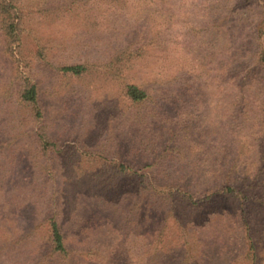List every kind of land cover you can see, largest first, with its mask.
I'll return each instance as SVG.
<instances>
[{
    "label": "rangeland",
    "instance_id": "1",
    "mask_svg": "<svg viewBox=\"0 0 264 264\" xmlns=\"http://www.w3.org/2000/svg\"><path fill=\"white\" fill-rule=\"evenodd\" d=\"M78 1L25 0L21 62L6 53L0 34V264H68L50 255V217L66 237L71 264H155L156 249L164 251L160 264H180L189 240L198 247L194 264H252L238 199L203 198L188 208L179 197L173 206L185 228L177 217L161 222L169 204L159 219L135 220L145 214L136 202L147 185L193 179L199 187L213 182L208 170L264 155L260 118L252 108L245 116L240 103L237 114L230 106L239 90L227 84L222 65L226 31L213 30L222 11L208 0ZM254 19L236 36L240 48L249 47ZM145 45L131 69L129 56ZM75 64L95 67L82 77L60 70ZM121 65L127 71L109 76ZM23 79L39 88L41 122L18 100ZM125 83L142 85L150 98L132 104ZM40 133L57 147L41 150ZM121 164L140 172L122 173ZM251 217L264 264V209ZM159 224L167 228L157 244ZM116 247L128 256L110 260Z\"/></svg>",
    "mask_w": 264,
    "mask_h": 264
},
{
    "label": "trees",
    "instance_id": "2",
    "mask_svg": "<svg viewBox=\"0 0 264 264\" xmlns=\"http://www.w3.org/2000/svg\"><path fill=\"white\" fill-rule=\"evenodd\" d=\"M112 1L118 5H122V1L126 2V0ZM142 1L146 4L152 2V0ZM154 1L162 4L167 0H153V2ZM206 2L211 4L210 9H212L213 6H218L217 8L222 11V18L218 19L219 23L213 25V30L223 29L226 31L225 44H223V46L226 47V59L222 65L225 67V74H227V84L233 83L235 88L239 90V94L231 99L233 103L231 101L230 106L234 107L235 114H237L239 113L238 104L240 103V107L243 105L242 108L243 110L245 109V112H243L245 116L249 114L247 108H252L250 113L252 112L256 115V119L257 117L260 118L259 131L256 135H263L264 137V0H208ZM79 3L82 2L73 0L70 6ZM25 11V0H0V34L6 42V53L15 63L21 62L24 58V38L27 31L25 25ZM251 18H255V24L249 27L252 35L251 38L247 37L250 39L247 45L250 48H246V44L240 48L237 45L236 36L240 34V30L243 31L246 29L244 25L245 21H249ZM218 33L219 32H217L215 36L218 37ZM211 43L212 41H210V44ZM146 45L136 49V51L129 56L128 65L131 66V69L135 67L137 57L139 58L144 55ZM40 52L41 50L39 51V55L43 58L44 56ZM241 53H244L245 56H240ZM93 67H95L94 64H75L63 66L60 70L66 75L82 77L89 73ZM127 69V66L123 68L121 65L115 71L108 74L112 77H120V74L124 73V70L127 71ZM17 71L20 75L19 67H17ZM123 90L124 96L132 104L143 103L150 98L149 91L139 84L125 83ZM17 93L20 103L31 111L35 120L41 122L44 113L39 101L40 92L37 84L31 82L29 79H23ZM254 107L256 108L257 114L253 111L255 110ZM233 117L232 115V118ZM260 146H257V148H260ZM38 147L44 152H49L51 149L56 148L57 144L51 141L46 134L40 133V135L38 134ZM255 148L256 147H253L254 152L252 156L254 155L257 157L259 153L255 152ZM119 171L128 173L132 176L135 174L138 175L140 172V170L133 171L131 168L126 167L125 164L120 165ZM204 173L212 175L211 179L215 184H213V182H204V184L198 187L193 185L194 181H192V179L186 186H173L169 184L167 186L147 185L142 188L138 194L142 198H138L136 206H139V210H142V212L144 211L145 214L141 213V217L135 219L136 222L144 218L146 220H151V217H153V219H159L163 206L166 208L168 204L170 208L165 209L162 221H160L164 223L168 222L169 219L177 217L176 209L173 205H175L176 199H179V197L181 201L185 200L186 205H189L188 208H192L194 205L196 207L198 205L197 201L203 198H205V201H213L217 196H228L232 199H238L239 201L237 202L240 209L241 221L247 231L248 239L250 240V246L246 257L252 264H258V248L252 238V233L254 225L257 227L259 224H255L251 216L254 210L260 208L261 210L264 209V155L260 159L259 157H254L253 159L250 157L248 160H243L242 158L236 159L233 163L226 165V167L223 166L220 170H208ZM192 174L193 173L187 175L192 176ZM217 180L220 182L216 183ZM144 195H147L149 199H145L144 197L145 201H143ZM169 202H171L172 205H170ZM197 210L199 211L201 208L196 209L195 212H197ZM179 220L180 219L177 217L176 222H178L179 228H185L186 226ZM161 224L158 225L159 234L155 239V243L157 244L162 241V236L167 228V226L164 227L161 226ZM47 227V238L51 245L50 255L62 258L66 261L68 260V264H71L69 262L70 250L67 247L66 237L58 220H56L55 217L48 218ZM187 243H190L189 246L191 249L182 251L183 256L181 257L180 264H194L197 260L198 247L194 250V245H191L190 240L187 241ZM154 254L155 259L153 262L155 264H160L157 261L161 260L162 257L158 254L162 255L164 251L156 249ZM109 256L111 257H109L110 260L115 258L114 260L121 261L124 257L128 256V253L124 251L123 248L116 247L114 250L110 251ZM189 261L191 263H189Z\"/></svg>",
    "mask_w": 264,
    "mask_h": 264
}]
</instances>
